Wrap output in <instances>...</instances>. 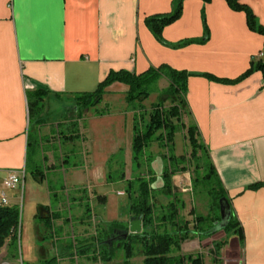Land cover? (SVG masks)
I'll list each match as a JSON object with an SVG mask.
<instances>
[{
	"label": "crops",
	"instance_id": "0c3cea01",
	"mask_svg": "<svg viewBox=\"0 0 264 264\" xmlns=\"http://www.w3.org/2000/svg\"><path fill=\"white\" fill-rule=\"evenodd\" d=\"M241 2L264 26V0ZM172 5L173 0H0V191L5 192L10 204L17 205L23 187L6 188L4 180L10 171L19 172L22 180L28 175L29 92L42 86L50 90L45 104H57L58 99L75 103V94L96 90L110 70L141 73L151 66L168 64L192 73L187 79L186 98L191 112L187 118L199 128L243 232L242 240L237 233L226 235L220 252L227 253L232 264H264V77L261 71H255L237 83H223L205 75L238 78L250 67L252 58L263 51L264 36L249 27L245 11L232 9L226 0H184L181 17L163 29L164 39L170 43L206 40L181 47L163 44L145 19L170 12ZM127 89V85L116 82L108 87L104 100L125 95ZM76 107L57 122L47 119L49 112L43 113V119L58 123L67 118L75 127L61 136L78 140L80 132H74L80 128L79 122L92 116V112L90 108ZM115 115L121 117L118 111L108 116ZM84 127L83 138L87 139ZM186 145L187 141L181 145L179 155L187 151ZM119 149L118 145L109 151L112 155L105 156L99 169L106 167ZM152 152L156 155L152 165L157 174L153 187L159 189L163 186L164 159L160 151ZM89 156L91 162V151ZM125 158L123 162H127ZM66 165L69 160L64 158L59 167ZM77 166L71 175L81 171ZM90 169L89 165L84 172H92V176L83 182L108 183L106 173L103 178L100 170ZM52 171L46 169L40 179L30 173L34 233L22 261L38 263L57 255L60 261L98 264L87 255L73 256L76 247L69 243L68 215L60 208L58 197L61 191L48 178ZM187 172L173 176L179 191L189 189ZM253 184L260 186L251 188ZM38 191L41 193H35ZM118 192L125 191L121 188ZM77 204V226L81 227L86 208L81 202ZM55 213L62 216L52 218ZM39 215L52 221H41ZM210 238L198 237L200 241ZM81 244L84 242L77 246ZM2 253L9 256L7 246Z\"/></svg>",
	"mask_w": 264,
	"mask_h": 264
},
{
	"label": "trees",
	"instance_id": "16d2710c",
	"mask_svg": "<svg viewBox=\"0 0 264 264\" xmlns=\"http://www.w3.org/2000/svg\"><path fill=\"white\" fill-rule=\"evenodd\" d=\"M209 2L211 0H204ZM234 10L245 11L249 27L264 36V26L257 20L251 8L241 0H226ZM184 0H173L172 10L167 13H157L146 17L145 22L156 39L163 44L172 47L205 41L188 39L177 43H170L163 37V29L179 19L183 12ZM255 71H261L264 77V47L261 54L253 57L250 67L238 78L230 80L218 78L212 74H205L211 80L223 83H237ZM192 73L186 70H177L168 64L158 67L151 66L144 72L137 73L127 69L110 70L107 76L99 83L96 90L75 94V103L78 107L93 108L96 115L102 116L110 113L107 108H99L98 104L103 101L108 87L119 82L128 86L126 101L133 111V138H132V163L133 171L126 178L124 169L119 179L126 183L124 189L127 195V212L131 216H142L143 231L141 233L129 234L126 238L124 233L129 228L125 221H114L109 223L99 234L92 236L90 240L77 246L75 244L74 255H87L92 261H101V264H112L116 257L118 244L124 250L125 261L130 260L140 251L144 256V264H205L201 254H180L182 244L190 239L199 237L201 240L212 237L219 231L217 226L221 222V215L214 210L213 214L203 215L194 212L191 221L181 215L186 203L173 183V176L179 172L191 171L192 181L209 186V192L213 195L215 203L222 197H227L222 181L217 173L210 152L204 144L199 128L195 121L186 123L185 116L191 115L187 102V79ZM168 82L167 87L161 90V95L172 102L165 106L164 99L154 102L151 109L147 111L143 100L148 98L155 90L161 79ZM156 85V86H155ZM50 92L46 87L37 86L35 90L28 93V106L30 124L35 128L29 131L28 155H30L33 144L37 142L36 126L41 125L45 111V97ZM185 131V138L189 147L184 154L175 153V137L177 131ZM165 149L161 155L164 159L162 171L163 186L155 189L152 185L157 179L153 168L155 154L150 150L153 143ZM30 157V156H29ZM115 161V155L109 160V166ZM124 164V162H123ZM75 166L77 163L74 164ZM45 171L36 167L31 173L36 178H41ZM109 181L112 179L111 172L108 173ZM43 178V177H42ZM260 184H253L251 188H257ZM50 187V185H49ZM54 196V195H53ZM164 197L166 203L159 202L158 197ZM104 199V197H102ZM229 200V199H228ZM230 202V201H229ZM219 207V202H218ZM215 208V205H214ZM91 206L86 202V212L90 214ZM232 212V207H231ZM62 214H52V218ZM39 220L51 222L52 218L37 216ZM68 219V217L66 218ZM21 212L15 204H2L0 202V251L4 246L8 247L9 257H17L20 243ZM121 231V236L113 238L111 234ZM226 235L237 233L242 240L243 232L239 222L231 214L227 225L222 228ZM226 241L214 244L215 256L219 253ZM57 255L47 257L38 263L23 262V264H59Z\"/></svg>",
	"mask_w": 264,
	"mask_h": 264
},
{
	"label": "rangeland",
	"instance_id": "374dc122",
	"mask_svg": "<svg viewBox=\"0 0 264 264\" xmlns=\"http://www.w3.org/2000/svg\"><path fill=\"white\" fill-rule=\"evenodd\" d=\"M167 85L168 82L165 79H161L158 86L155 85V90L150 93L148 98L143 100V104L147 111L151 109L154 102H157L162 98L164 99L165 106L168 107L171 105L172 102L170 99L161 95V90L167 87ZM125 96L126 94H120L117 95V97H109L110 100L107 98L106 101L103 98V101L98 104V107L110 110V113L106 114L107 116L105 117H103V115H96L94 109L91 108L90 111L92 112V116H87L84 120H81L79 122L80 128H77L76 130L74 129V134L80 132L81 136L78 137V140L70 138L69 141V139L66 140L61 136V134L64 133L68 134L69 130L71 131V129L75 127V125H72V121L67 122V118H63V120L58 123L43 120L41 125L36 126V134H34L33 131V136L37 135L38 145L36 142L31 148L28 162V175L26 176V180L25 178L23 180V190L20 192V200L16 205L21 212L19 254L17 257L12 258L8 255L6 256L4 253L0 254V264H23V262H28L27 260L22 261V258L27 257L28 244L33 243L32 235L34 233V219L31 216L30 211V201L32 200L30 173L31 170L35 169L37 166L44 171L46 169L53 170L48 178L52 181L53 187L57 188L58 191H61L58 197H60V208L66 211L64 213L65 215H68L66 221H68L67 228L69 229L68 236L70 244L75 242L77 245L78 242H86L90 240L92 236L99 234L109 223L114 221H130L132 216L127 212L126 208L128 203L127 195L125 192H118L121 188L125 189L126 187V183L119 179V175L122 173L123 169L126 177H129L133 171V111L131 106L127 103ZM57 101L58 105L55 102H48L46 104L44 112L51 113L47 116L48 120L52 119L57 122V120L62 118L65 113L77 108V105L74 102L64 99H58ZM58 106L59 108L56 109ZM113 111H118L122 118L118 115L108 116ZM184 120L186 123L190 122L187 116L184 117ZM84 125L86 126L85 130L87 139L83 138L85 136ZM30 128V130L34 129L35 124H32ZM118 128L120 132H118ZM53 134L55 136H53ZM184 134L185 131L183 130L177 131L176 133L175 153L177 155L181 153V145L183 147V145L186 144ZM118 145L121 149L114 154L115 161L112 162L111 166L107 164L106 167L102 166V168L99 169L101 165H104L101 161L104 160L105 156H111L112 154H109V151L118 148ZM111 146L113 148H111ZM188 149L189 147L186 145L185 150L188 151ZM150 150L160 151L161 153L166 151L159 147L156 142L151 145ZM89 151L92 152L91 162ZM127 155L129 156L128 159ZM64 158L69 160V165H66L61 169L59 166L62 165ZM124 158L127 162H124L123 164ZM44 160L46 161V164L44 163ZM75 163H77V168H80L81 171L72 172L71 175L70 172L76 169L74 168ZM89 165L92 168L90 171L95 169L99 172L100 170L102 177L104 173L108 175V173L111 172L112 179L109 181L107 176L108 183L105 181L102 182V180H98V183L83 182L86 181V179L88 180L89 176H92V172L91 174L89 171L84 172V170L89 169ZM56 167L59 168L55 169ZM69 167L71 169H67ZM83 174H85V178H83ZM189 174L190 180L187 179V187L189 189L186 191H179L178 187H176L184 201L188 203V206L181 210V215L191 221L195 216L191 213L192 209L194 212L203 215L213 214L215 210V212L220 215V207H218L219 201L217 200L215 203L213 197L215 194L209 192V186L205 187L201 182L196 183L195 180L191 181L193 173L191 171L187 172V177H189ZM155 185L156 184L152 186ZM181 186L180 188H182ZM183 187L185 186L183 185ZM38 189H40V187ZM35 193L40 194L41 191ZM53 194L54 193H52L51 196H53ZM102 197H104V199H102ZM38 198L40 199V197ZM80 198H83L84 200L82 199L81 201H78ZM157 200L166 203L165 198L162 196L158 197ZM51 202L53 205L55 204L54 196L52 197ZM78 202H81V205H84L85 208L86 202L91 206L90 214L84 212L85 216L83 217V222L85 224L81 227L77 226L78 219H76V215L78 214L76 208ZM189 205L192 207L191 209ZM70 220L71 222H69ZM225 238L226 233L224 230H219L213 237L204 241H200L198 237H195L194 239L185 241L182 244L179 253L193 255L201 254L204 258L205 264H232L228 260L227 253L220 252L219 258H216L215 256L216 252L214 244L225 240ZM56 241L58 242V240ZM124 261V250L121 247H117L116 257L112 264H123ZM143 262L144 256L140 251H137V254L130 260L129 264H144ZM97 263L101 264V261H97ZM59 264H77V262L73 259H63Z\"/></svg>",
	"mask_w": 264,
	"mask_h": 264
},
{
	"label": "water",
	"instance_id": "95a60500",
	"mask_svg": "<svg viewBox=\"0 0 264 264\" xmlns=\"http://www.w3.org/2000/svg\"><path fill=\"white\" fill-rule=\"evenodd\" d=\"M219 207H220V215H221V222L217 226L219 230H222L223 227L227 225L231 218V204L227 197H222L219 200ZM143 231V219L142 216H132L129 221V228L124 233V237L126 238L129 234L133 233H141ZM120 247V244H118Z\"/></svg>",
	"mask_w": 264,
	"mask_h": 264
},
{
	"label": "built area",
	"instance_id": "2783aa9c",
	"mask_svg": "<svg viewBox=\"0 0 264 264\" xmlns=\"http://www.w3.org/2000/svg\"><path fill=\"white\" fill-rule=\"evenodd\" d=\"M24 175V173H23ZM22 178L19 172L16 171H10L8 176L4 180V184L6 188H16V187H23V182ZM0 200L4 201V203L9 204V200L5 194L4 191H0Z\"/></svg>",
	"mask_w": 264,
	"mask_h": 264
},
{
	"label": "flooded vegetation",
	"instance_id": "af4514ba",
	"mask_svg": "<svg viewBox=\"0 0 264 264\" xmlns=\"http://www.w3.org/2000/svg\"><path fill=\"white\" fill-rule=\"evenodd\" d=\"M129 223V222H128ZM122 232L119 230H117L115 233L111 234L110 238L113 237V238H116L118 236H121Z\"/></svg>",
	"mask_w": 264,
	"mask_h": 264
},
{
	"label": "bare ground",
	"instance_id": "6f19581e",
	"mask_svg": "<svg viewBox=\"0 0 264 264\" xmlns=\"http://www.w3.org/2000/svg\"><path fill=\"white\" fill-rule=\"evenodd\" d=\"M0 202H1L2 204H8V203H4V201H1V200H0Z\"/></svg>",
	"mask_w": 264,
	"mask_h": 264
}]
</instances>
